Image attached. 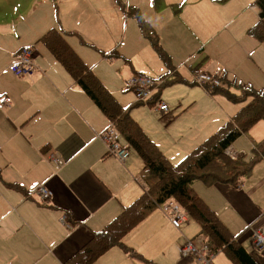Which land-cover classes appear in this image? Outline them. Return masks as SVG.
Segmentation results:
<instances>
[{"label":"crops","instance_id":"1","mask_svg":"<svg viewBox=\"0 0 264 264\" xmlns=\"http://www.w3.org/2000/svg\"><path fill=\"white\" fill-rule=\"evenodd\" d=\"M181 1L183 4L173 12L165 10L162 5L165 1H160L157 8L153 4L150 7L147 0L131 2L139 9L144 25L157 36L173 60L178 55L189 63L205 54L203 59L211 62L206 61L204 67L197 63L199 66L193 68L195 71L224 77L223 82L230 92L231 85H245L242 84L243 78L247 79V72L251 69L248 61L253 59L249 52L252 44L243 53L235 46V40L241 42L247 34L257 41L247 32L258 20L256 6L253 5L256 10H249L246 7L249 1L242 3L236 13L240 18L238 37L235 36L236 29L229 28V23L230 37L221 45L223 51L219 53L222 59H217L211 58L209 53L212 51L208 46L219 40L226 21L218 14L214 0ZM170 3H179V0H170ZM50 26L51 23L41 13L28 18L0 14V264H63L90 241L94 232L104 228L143 193L144 184L141 188L139 177L143 167L140 157L130 147L124 163L107 153L105 146L96 138V134L110 124L107 117L38 42ZM65 28L64 25L60 29L66 35V41L84 60V52L78 44L83 45L85 41L77 38L76 34L67 33ZM180 37L181 43L175 51L172 50L171 44L178 43ZM204 43L205 50L200 49ZM32 44L36 72L26 77L15 76L9 69L10 65L22 46ZM37 45L41 48L38 49ZM261 47L253 48L252 53L259 60L253 61V65L262 74ZM99 54L103 58L110 57L108 52ZM141 127L147 134L143 125ZM122 143L127 145L124 141ZM54 157L63 161L58 168L53 162ZM10 184H18L22 189ZM41 185L51 192L47 201L38 200L35 195L36 188ZM192 185L194 192L230 233L239 237L254 261L264 264V248L255 249L250 231H247L264 224V158L254 164L250 174L237 187L210 184L200 179L194 180ZM63 216L66 217L65 224L60 222ZM167 222L170 223L169 220ZM188 223L189 220L181 228ZM135 227L124 236L123 242L137 256L114 246L103 253L96 264H159L153 261L154 257L144 247L148 241H139L132 234ZM199 233L196 237L203 238ZM192 259H184L185 264H192ZM210 264L233 263L219 251Z\"/></svg>","mask_w":264,"mask_h":264},{"label":"rangeland","instance_id":"2","mask_svg":"<svg viewBox=\"0 0 264 264\" xmlns=\"http://www.w3.org/2000/svg\"><path fill=\"white\" fill-rule=\"evenodd\" d=\"M131 1L134 0H0V14L8 13L13 17L28 18L41 13L51 23V26L59 29L65 25L66 31L80 34L86 43L78 44L84 52V61L94 67L96 75L117 97L122 106L132 108L130 109L131 115L137 117L133 116L148 131L147 134L163 153L167 154L166 157L176 164L196 143L203 140L208 133L217 129L225 119L249 102L250 96L243 94L244 86L246 88L250 86L255 90L264 88V72L261 74L254 67L253 61L259 60L252 53L253 48L262 46L263 54L260 57V62L264 67V40L256 41L247 34L240 40L241 42L235 40V46L240 48L243 53L244 49L252 44L249 52L254 60L247 59L251 64V69L247 72V79L243 78L242 84L245 85L241 86L238 82L239 87L231 85V92L238 98L232 102L233 99L229 100L223 93L210 95L196 82L197 74L193 68L198 67L199 63L204 67L206 61L211 62V60L203 59L205 54L189 63L183 61L184 57L178 55L173 60L172 55L164 49L158 40L168 53V60L170 58L168 64H165L152 43L143 36L136 19L126 17L125 11L129 6H132ZM159 1H165L162 5L168 12L177 11L180 4H183L181 0L179 3H170V0H147V3L151 7V4L158 5ZM247 1L249 2L246 7L249 10H256L253 7L255 0H214V4L219 9L218 14L226 21L224 23L226 27L221 30L222 34L219 40L208 46L212 51L209 53L211 58L222 59L219 52L223 51L221 45L223 46L230 37L227 28L229 23V28L236 29L235 36L238 37L240 18L236 13L242 3ZM126 24L128 25L126 26ZM149 30L151 31L150 28ZM181 39L182 37L178 43L171 44L172 50L177 49ZM206 43L200 46V49H204ZM240 45L244 48H241ZM37 48L40 49L41 45H37ZM101 52H108L110 57L103 58L99 54ZM34 58L32 73L24 77L36 72ZM134 71L142 72L156 79L160 75H168L167 79L170 81L165 79L166 82L159 88L160 93L157 98V101L161 100L168 105V116H161L157 113L155 111L156 103L153 101H151L152 104L151 102H139L140 105H135L137 99L133 91L127 89L126 86ZM179 74L182 76L180 77ZM175 78L178 79L174 80ZM119 137L121 139L120 134ZM262 139H264V119L257 121L231 147L235 152L245 154L249 158L253 154L252 141L258 143ZM262 143L264 144V141ZM262 149L264 148L259 145L256 151ZM228 156L232 158L230 155ZM142 185L141 182V188ZM35 195L40 200L36 190ZM160 206L162 207L163 203ZM165 216L166 214L160 208H156L154 215L141 221L142 223L135 227L132 234L139 241H148L144 247L154 257L153 261H157L159 264H185V258L179 256L176 247L184 244L186 240L196 237L200 232L199 226L189 215V223L177 230L167 222L168 218ZM217 255L223 256V254Z\"/></svg>","mask_w":264,"mask_h":264},{"label":"trees","instance_id":"3","mask_svg":"<svg viewBox=\"0 0 264 264\" xmlns=\"http://www.w3.org/2000/svg\"><path fill=\"white\" fill-rule=\"evenodd\" d=\"M158 5L155 7L157 8ZM253 5L258 10V20L247 32L255 36L257 40L263 41L264 0H255ZM125 15L136 19L143 36L152 43L155 51L165 61L164 63L168 64L167 54L157 36L144 25L139 9L129 6ZM75 36L81 38L78 34ZM38 42L51 53L90 100L105 114L121 135L122 141L137 153L143 163L139 172L141 182L144 184L143 193L129 206L124 207L104 228L94 232L90 241L63 264H92L114 246L121 247L133 257L137 256L134 250L124 244V236L168 199L176 201L188 217L190 215L196 221L200 229L199 234L204 237L211 251L223 252L233 264H257L240 243L239 237H234L230 233L217 215L194 192L191 184L194 180L200 179L207 183L229 184L237 187L244 177L250 174L254 164L264 158L262 157L264 149L256 151L259 145L264 148L262 143L264 139L258 143L253 142V154L249 158L246 155L230 158L226 154L227 148L243 133L257 121L264 119V88L255 90L250 86L247 88L244 86L243 94L250 96L249 102L242 105L214 133L174 164L131 116L130 107L122 106L94 74L93 69L81 59L66 41L60 29L49 28L38 38ZM212 74L217 77L216 73ZM166 76V74L161 75L159 79L164 81ZM204 89L210 95L223 93L229 100L233 99L232 102L238 99L223 81L217 87L207 85ZM135 105L140 104L135 102ZM10 185L18 190L22 189L18 184Z\"/></svg>","mask_w":264,"mask_h":264},{"label":"built area","instance_id":"4","mask_svg":"<svg viewBox=\"0 0 264 264\" xmlns=\"http://www.w3.org/2000/svg\"><path fill=\"white\" fill-rule=\"evenodd\" d=\"M33 51L31 47L24 46L16 57L15 63L11 66V71L16 76H25L33 71ZM196 82L200 85H209L216 87L220 84L217 78L209 73L201 72L196 75ZM128 87L133 91L137 101H148L156 91V81L154 78L142 74L134 73L127 82ZM155 111L164 114L169 111L168 105L159 101L155 106ZM97 138L105 145L108 154L115 157L119 162L124 163L129 156V146L121 142L119 133L113 124H110L101 133L97 134ZM230 153V151H228ZM56 167H60L63 162L58 157L53 158ZM36 193L41 201H47L51 197V192L46 186L41 185L36 189ZM159 208L166 214L170 224L175 229H180L184 222L188 221L187 214L181 209V206L173 199H168ZM61 223L66 222V217L60 219ZM250 238L252 245L257 250L264 248V224L254 228H250ZM177 251L181 258L193 257L192 264H210L212 257L219 252L211 251L203 238H195L186 240L184 244L177 247Z\"/></svg>","mask_w":264,"mask_h":264}]
</instances>
